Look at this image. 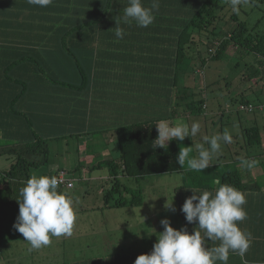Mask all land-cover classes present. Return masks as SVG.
<instances>
[{
	"label": "crops",
	"instance_id": "1",
	"mask_svg": "<svg viewBox=\"0 0 264 264\" xmlns=\"http://www.w3.org/2000/svg\"><path fill=\"white\" fill-rule=\"evenodd\" d=\"M202 1L159 0L154 22L142 28L134 20L129 24L121 20L128 0H53L46 8L29 4L27 0H0V149L23 140L28 122L34 131L50 140L51 150L72 165L68 173L59 162L47 160L39 167L30 168L29 178L33 174L54 176L62 170L71 180L86 181L90 167L83 164L92 165L96 160L94 166L109 159L119 163L117 130L120 127L157 119L159 122L174 113L178 92L177 79L173 78L177 44L175 39L160 37L163 32L178 36L172 26L177 29L179 26L171 21L180 19L184 25ZM142 3L151 7L152 0ZM116 21L125 30L123 39L114 35ZM156 33L161 35L159 39ZM73 138L74 157L67 148L68 139ZM5 156L14 162V155ZM10 164L0 166V172ZM99 171L103 174H95ZM107 174V169L97 168L91 177L107 179ZM212 174L214 184L219 173ZM192 175L195 180L199 175L210 178L202 172ZM207 179L204 184L181 179L172 188L181 228L186 227L190 234L198 222L189 224L181 208L193 194L190 188L214 190L206 187ZM26 180L3 181L1 187L5 193L9 191L8 198L10 195L12 200H19ZM247 183L254 185L250 179ZM63 188L67 187H58V191ZM261 190L262 193L252 189L245 192L248 224L243 226L257 230L263 227V186ZM149 204L141 198V203L132 206L145 209L150 208ZM128 206L131 205L95 209ZM16 210L19 214L18 207ZM76 212L83 209L80 207ZM211 244L209 240L208 246ZM151 251L108 252L52 264H134L139 255Z\"/></svg>",
	"mask_w": 264,
	"mask_h": 264
},
{
	"label": "rangeland",
	"instance_id": "2",
	"mask_svg": "<svg viewBox=\"0 0 264 264\" xmlns=\"http://www.w3.org/2000/svg\"><path fill=\"white\" fill-rule=\"evenodd\" d=\"M253 3L255 2L251 3L250 0L242 3L239 6L237 19L246 20L248 25L252 26L259 18L260 24L264 25V2L255 3L256 5ZM219 4L223 6L218 5V12L223 7L231 8L229 0H220ZM223 19L225 18L217 17L216 25L223 23ZM182 21L177 19L171 22L181 29L184 26ZM163 25L169 26V24ZM261 28L259 31H262ZM172 29L178 32L175 26H172ZM203 33H205L204 30L197 29L195 26L186 28V39L182 44L184 55L181 58L183 61L177 64L176 73L173 75V78L177 79L178 90L176 109L163 120H167L171 125L182 121L188 123L189 126L193 121L200 122V132L192 139L190 137H186L184 141L173 139L178 141L180 149L192 146L191 156L197 155L195 145L204 143L203 137L228 131L233 137V142L230 144L221 142V151L214 154L211 161L214 166L210 165L202 173L211 176V167H214L219 174L228 169H236L242 178L244 176L247 178L246 180L243 178L244 181L247 182L250 179L264 187V166L262 164V157H264V74L261 70L262 65L264 66V59L259 63L257 60L261 58L260 56L235 47L227 48L217 58H210L207 51V37L203 36ZM155 36L159 39L161 35L156 33ZM160 38L177 40L174 33L168 32H163V37ZM196 49L199 50L200 60H198ZM191 55H193L192 58ZM198 98L204 102L201 110L197 112L188 110L184 113V107L192 102L197 103ZM248 107L252 109L248 110ZM254 125L259 129L260 142L249 144V146L244 129ZM68 141L67 148L74 157L75 152L71 146L75 138L68 139ZM207 146L205 144V147ZM9 159L10 156H0V166L10 164ZM242 159H255L259 161V164L250 172H245L241 167ZM48 161L49 163L59 162L61 167L71 173L69 168L72 165L63 161L61 154L51 149L48 151ZM95 162L96 160L93 164ZM92 165L83 164V166L90 167L87 170L91 172L90 174L86 171L87 178L89 177L86 181L74 178L72 179L73 187L61 190L73 198L76 210L80 207L83 209V212H76L77 221L72 235L52 237L51 244L40 250L29 252L30 244L13 227L19 215L16 210L17 207L19 208L17 200H13V204L0 203V264H52L108 252L153 249V245L157 242V234L164 230L161 220L168 219L173 228L181 229L172 191L173 186L178 183L173 181L182 179L186 183L197 182L199 184V181L201 182L200 179L195 180V176L192 175L200 172L189 170L187 162L182 168L183 172L152 173L139 177L124 174L119 178L121 184L134 191H139L137 195L144 198L146 203L149 201L150 208L128 206L97 210L95 207L104 204L102 194L110 188L111 181L103 177H91ZM102 168L107 169L105 165H102ZM95 174H103V172L99 171ZM212 179L211 176L210 181ZM117 195L115 194L114 198ZM121 196L128 197L131 194L127 191ZM172 199L175 211L165 207L167 200L171 202ZM162 203L163 207L160 206Z\"/></svg>",
	"mask_w": 264,
	"mask_h": 264
},
{
	"label": "clouds",
	"instance_id": "3",
	"mask_svg": "<svg viewBox=\"0 0 264 264\" xmlns=\"http://www.w3.org/2000/svg\"><path fill=\"white\" fill-rule=\"evenodd\" d=\"M29 4L46 8L53 0H27ZM234 13L247 0H229ZM159 0H152L151 7L143 6L142 0H128L121 20L125 24L135 21L138 27L146 28L155 20ZM115 37L123 39L125 30L116 21ZM158 136L156 148H166L167 141L196 136L201 129L199 121L189 126L186 122L171 125L167 120L156 124ZM204 143L195 145L197 155L191 156L193 147H183L177 156L181 168L187 162L189 170L202 172L212 163L214 154L221 151V142L230 144L233 137L228 131L203 137ZM205 144L208 146L205 147ZM259 164L255 159H242L241 167L251 170ZM179 183L177 179L173 181ZM60 180L57 176L36 175L28 178L20 189L19 215L13 227L30 244L29 252L40 250L52 242V237H68L73 233L77 213L73 198L58 191ZM193 194L185 199L181 211L186 221L198 222L192 234L187 228H173L168 219L161 220L163 232L157 234V242L150 254L139 255L134 264H228L229 253L241 257L242 264H248L245 256L252 244V233L246 232L238 222L247 219L246 193L231 184H220L214 190L190 188ZM174 198V197H173ZM172 209L173 199L165 205ZM212 244L209 247L208 241ZM216 242H219L218 244Z\"/></svg>",
	"mask_w": 264,
	"mask_h": 264
},
{
	"label": "trees",
	"instance_id": "4",
	"mask_svg": "<svg viewBox=\"0 0 264 264\" xmlns=\"http://www.w3.org/2000/svg\"><path fill=\"white\" fill-rule=\"evenodd\" d=\"M220 0H203L202 3L196 5L194 12L187 19L184 24V28H178V36L176 40L177 52L175 61L176 64L183 61L184 51L182 49L183 42L186 39V28L191 26L197 27V29L204 30V36L207 37L208 48L210 58H217L222 52L229 47H235L236 49L242 48L246 51L254 52L261 58L257 62H261L264 59V25L260 24V20H256L252 26H249L246 20H238L237 13H234L232 8L223 7L218 12V5ZM250 2L260 3L264 0H250ZM253 3V5H256ZM223 6V5H220ZM231 10V11H230ZM241 11V9H240ZM224 14V16H222ZM223 19L224 22L216 25V19ZM218 27V28H217ZM262 27V31H259ZM255 29H257L255 31ZM189 56V55H188ZM182 57V58H181ZM192 57V55H191ZM198 60H200V54L198 50ZM200 62V61H199ZM262 73L264 74V66L262 65ZM198 103V104H197ZM197 103L192 102L187 104L183 112L186 113L200 111L204 106L202 99L198 98ZM9 108L14 113L11 106ZM17 114V112L15 111ZM157 120H150L144 124H133L130 126L120 127L117 130V146L119 149V163L113 159L104 160L97 165L91 167L92 170L102 168L105 165L107 168V180L111 181V186L108 190L103 191V206L106 207H121L126 205H138L141 203V197L137 195L139 191H134L128 186L121 184L118 174H127L129 176L145 175V174H163L171 173L181 170V167L177 163V156L179 153L178 141H167L166 148H156L157 142L155 139L158 136L156 129ZM27 122V131L23 133V140L20 139L17 143L0 149V155H14V162L10 166L0 172V202L6 204H13V200L9 195L7 197V191L1 187L3 181L10 182V180H26L29 178V169L36 168L45 164L48 160V141L47 138L42 137L39 133L34 131ZM245 136L247 138V144H258L260 142V133L257 126H250L244 129ZM5 136L9 133H4ZM21 134V133H20ZM10 135V134H9ZM249 145V146H250ZM262 164L264 166V157H262ZM118 161V160H117ZM102 164V165H101ZM216 171L214 167H211L210 175L213 178V174ZM204 176V175H203ZM199 175V184H204L205 179ZM210 176V177H211ZM208 180L207 188L216 189L220 184L228 183L236 187L237 189L248 192L250 189L262 193L260 185L254 183L249 185L240 175V172L236 169L225 170L218 174V178ZM129 192L131 196H121L124 192ZM118 194L116 198L114 195ZM8 198L9 200H7ZM241 229L246 232L252 233V244L245 256L248 264H264V223L263 227L259 230L253 229V226H243L248 224L246 219L242 222H238ZM211 245H209L210 247ZM153 250V249H149ZM219 264V262H217ZM228 264H242L241 257L235 253H229Z\"/></svg>",
	"mask_w": 264,
	"mask_h": 264
},
{
	"label": "built area",
	"instance_id": "5",
	"mask_svg": "<svg viewBox=\"0 0 264 264\" xmlns=\"http://www.w3.org/2000/svg\"><path fill=\"white\" fill-rule=\"evenodd\" d=\"M252 108L251 107H248V110H251ZM54 176H57L58 179L60 180V183H59V186L58 187H72L73 185V182L71 179L67 178L65 176V172L62 171V170H59L56 175Z\"/></svg>",
	"mask_w": 264,
	"mask_h": 264
}]
</instances>
